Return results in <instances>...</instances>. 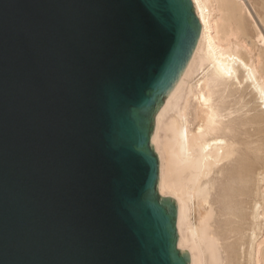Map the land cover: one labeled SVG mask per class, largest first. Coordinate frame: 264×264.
Segmentation results:
<instances>
[{
  "label": "water",
  "instance_id": "1",
  "mask_svg": "<svg viewBox=\"0 0 264 264\" xmlns=\"http://www.w3.org/2000/svg\"><path fill=\"white\" fill-rule=\"evenodd\" d=\"M192 0H0V264H190L155 117Z\"/></svg>",
  "mask_w": 264,
  "mask_h": 264
},
{
  "label": "bare ground",
  "instance_id": "2",
  "mask_svg": "<svg viewBox=\"0 0 264 264\" xmlns=\"http://www.w3.org/2000/svg\"><path fill=\"white\" fill-rule=\"evenodd\" d=\"M202 31L155 117L190 264H264V0H192Z\"/></svg>",
  "mask_w": 264,
  "mask_h": 264
}]
</instances>
